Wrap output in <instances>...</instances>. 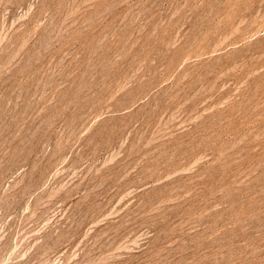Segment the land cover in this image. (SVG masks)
<instances>
[{"label":"rangeland","instance_id":"1","mask_svg":"<svg viewBox=\"0 0 264 264\" xmlns=\"http://www.w3.org/2000/svg\"><path fill=\"white\" fill-rule=\"evenodd\" d=\"M0 264H264V0H0Z\"/></svg>","mask_w":264,"mask_h":264}]
</instances>
